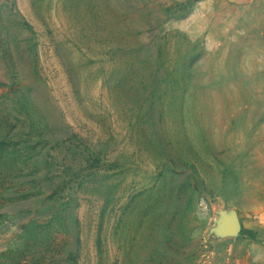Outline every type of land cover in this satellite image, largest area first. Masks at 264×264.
<instances>
[{"label": "rangeland", "instance_id": "rangeland-1", "mask_svg": "<svg viewBox=\"0 0 264 264\" xmlns=\"http://www.w3.org/2000/svg\"><path fill=\"white\" fill-rule=\"evenodd\" d=\"M0 264H264V0H0Z\"/></svg>", "mask_w": 264, "mask_h": 264}]
</instances>
